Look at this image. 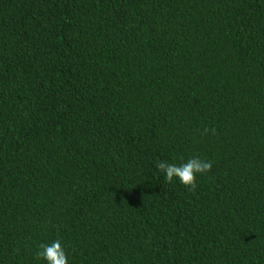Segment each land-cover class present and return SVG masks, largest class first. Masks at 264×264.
I'll return each mask as SVG.
<instances>
[{
	"label": "trees",
	"instance_id": "obj_1",
	"mask_svg": "<svg viewBox=\"0 0 264 264\" xmlns=\"http://www.w3.org/2000/svg\"><path fill=\"white\" fill-rule=\"evenodd\" d=\"M210 161L194 189L160 160ZM264 264V0H0V264Z\"/></svg>",
	"mask_w": 264,
	"mask_h": 264
},
{
	"label": "clouds",
	"instance_id": "obj_2",
	"mask_svg": "<svg viewBox=\"0 0 264 264\" xmlns=\"http://www.w3.org/2000/svg\"><path fill=\"white\" fill-rule=\"evenodd\" d=\"M211 167L210 161H205L198 156L180 163H169L164 160L156 163V168L163 174L166 182L175 181L191 189L196 187L197 176L207 173ZM37 256L43 264H68V256L59 239L42 244L37 251Z\"/></svg>",
	"mask_w": 264,
	"mask_h": 264
}]
</instances>
